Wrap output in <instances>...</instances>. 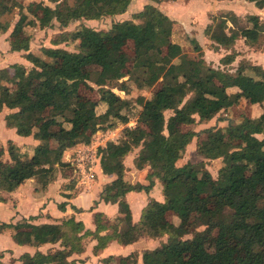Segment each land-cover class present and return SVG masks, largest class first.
<instances>
[{
    "label": "trees",
    "instance_id": "16d2710c",
    "mask_svg": "<svg viewBox=\"0 0 264 264\" xmlns=\"http://www.w3.org/2000/svg\"><path fill=\"white\" fill-rule=\"evenodd\" d=\"M48 1L50 4L42 0L35 5V12L42 11L37 18L41 28L52 26L54 20L63 28L80 22V28L67 33L79 41L78 51L44 47L43 52L51 60L31 51L32 38L25 34V26L38 23L26 21L25 6L17 0H0V16L19 8L21 18L11 34V49L24 51L33 63L30 69L23 64L11 65L12 84L0 83V113L5 107L16 109L6 115L7 126L39 141L32 157L18 155L16 145L9 141L11 162L2 158L5 152L0 150L1 190L13 191L34 177L43 186L55 179L64 153L53 144L57 133L52 127L61 128L64 134L59 138L75 145L91 143L102 126L115 127L114 120L128 124L130 117L125 111L131 103L114 89L124 77L128 79L121 83V91L126 90L128 81L138 88L153 87L160 81L162 84L153 97L138 98L142 106L138 124L124 128V140H110L99 148L104 172L117 176L105 186L101 198L119 204L123 216L118 222L123 223L122 228L115 225L113 235H100L106 227L100 213L96 215L94 233L85 230L84 223L75 218L61 224H34L27 220L0 224V231L13 230V238L19 244L61 243V249L48 253L24 254L23 264H71L69 257L85 249L83 240L90 234L98 238L95 253L112 239L127 245L141 237L168 236L160 247L144 252V264H264V195L257 193L259 186L264 187V137H259L264 134V110L255 118L243 115L226 129L214 126L202 132L187 128L212 120L243 99L264 108V66L241 62L237 67H228L237 58L235 50L220 60L226 69L208 65L196 38L193 44L198 57L190 58L184 45L173 39L182 25L153 3H147L132 19L114 20L111 28L96 29L86 21L123 14L132 0H76L73 5L64 0ZM247 1L264 8V0ZM212 19L206 34L214 44L226 49L233 48L240 37L252 45L264 35V19L258 15H249V25L245 27L236 26L239 17L233 12L228 16L214 15ZM229 22L236 26L231 32L227 30ZM6 30L7 25L0 22V31ZM129 41L134 43L135 59L127 69L124 46ZM60 43L55 41L57 46ZM89 67L98 69L91 71ZM91 82L99 86L100 101L108 106L103 113L97 111L100 101L80 91L81 85L93 88ZM231 87H238L239 91L229 92ZM167 111L173 112L169 118ZM195 137L199 138L197 152L204 159L223 158L217 178L204 161L178 165ZM137 147L141 148L136 165H149L152 169L148 185L125 179V157ZM155 178L163 184L165 201L152 198L143 209L141 220L134 223L126 194L150 192ZM168 212H174L179 222L170 221ZM200 226L204 229L199 230ZM212 231H216L214 251L206 246ZM189 234L192 236L185 238ZM132 260L129 263L122 259L121 264H138L137 256Z\"/></svg>",
    "mask_w": 264,
    "mask_h": 264
},
{
    "label": "crops",
    "instance_id": "0c3cea01",
    "mask_svg": "<svg viewBox=\"0 0 264 264\" xmlns=\"http://www.w3.org/2000/svg\"><path fill=\"white\" fill-rule=\"evenodd\" d=\"M17 1L23 4L26 10L27 6H29L30 4L31 6H35L42 0ZM239 1L250 4V6L254 7V10H258L257 12H260L264 9L256 6L254 2H247V0H208L207 4H204V6L206 7H204L202 13L204 15L205 12V14L212 15L213 17L214 15L226 16L227 14L234 12L239 17V19L240 17L244 18L245 10L242 9L243 11H241L240 9H238ZM168 2L178 3V1L175 2L173 0L163 1L161 3H156L151 0H132L129 9L125 13L116 15L113 18L114 20L120 21L132 19L133 14L142 10L147 3H153L166 12V9H163L161 5ZM197 2L198 0H186V4L181 9L180 14L189 13L190 16H194L192 14V11L196 12L198 10L197 6L199 4H197ZM17 9L19 12L16 11ZM166 13L171 16L168 11ZM172 14L173 15L171 16V18L175 19L180 23V25L183 26L184 23H182L183 21L180 19V15L176 16L173 12ZM254 15L259 16L258 13ZM212 17H207V19L204 21V24L197 27V30H201L203 32V36L201 38L197 36V32V35H195L197 38L195 36L191 37L192 35L190 34V32L186 30L188 27H184L185 32L191 38H196L199 41V43L203 47V51L211 45V47L213 49L215 48V50L217 51L225 50L229 53H232L233 50H235V52L237 53V57L245 58L243 57V52L240 51L241 49H239V46L241 45V42H244L245 45H248V43L242 37L238 38L234 44V47L230 49H226L222 46L214 44V42L206 34L207 26L213 22ZM20 18L21 14L19 8H15L13 11L7 12L0 16V22L4 25H7L6 31H0L1 84H12V64H23L29 69L33 66V63L24 56V51H13L11 49V34L17 21ZM56 22L58 21L54 20L53 24H55ZM191 27L193 29L195 28L193 26ZM235 28V24H233L232 22L228 23L227 30L229 32H231L233 29L235 30ZM32 50L33 48L31 49V51ZM207 50L209 51V48ZM32 52L39 55V52H36L35 50ZM49 60H51V58ZM236 60L232 63V66H236ZM259 64L263 65L262 61H259ZM214 66L218 68V66ZM237 91H239L238 87L229 88V92ZM243 100L249 102V100L247 99ZM250 104L255 107L261 106L257 103L250 102ZM15 110L16 109L5 107L0 113V142L2 146L0 150L4 149V160L6 162H11V157L7 148L9 141H12L16 145L17 154L22 157H32L35 153L36 145L39 144V141L36 140L32 135H19L16 128L7 126L6 115L14 112ZM261 114L257 116H260ZM54 128L56 127H52V130L53 132L57 133V136L64 134L62 133L61 128ZM197 131H199V129H197ZM97 132L101 133V131L99 130ZM95 134L92 137L91 143H78L75 145L68 144L66 142V139L64 140L63 138H61L62 141H64V144H66V146L64 147H67V150H65L63 159L61 161V163L63 164L58 166V171L56 173L55 179L49 182L46 186H43L40 183L39 179L37 177H34L26 180L23 184H21L13 191L0 189V224H16L26 220L34 224H61L65 220L75 218L76 221H82L84 223L85 230H89L94 233L97 231L96 215L100 213L102 214V224L106 226L101 230V232H99L100 235H113L114 226L119 225L118 218L122 217L123 215L120 212L118 203L107 202L102 199L101 196L105 186L112 183L117 176L115 174H107L104 172L101 164V154L99 152V148L105 147L107 143L105 141L96 143L93 140ZM197 139L199 138H194L193 141L187 146V153L193 152L190 148H193L192 146H194V143L196 145L193 150H197ZM112 141L114 140L112 139ZM55 147L57 146L55 145ZM140 148L141 147L135 148L134 151H131L125 157V179L132 184L140 183L143 185H148L149 175L152 173L151 167L149 165H146L145 167H138L135 163V159L140 152ZM130 157L131 159H129ZM180 160H182V158ZM180 160L178 161L179 166H182L187 162L196 163L203 160L207 161L199 153L196 154V158L194 160ZM125 198L131 207L133 222L138 223L141 220L143 209L147 206L152 198L161 202L165 201L163 184L158 178H155V185L150 190V192H147L146 190L131 191L126 194ZM61 204L65 205L63 209H61L60 207ZM169 213L174 212H168L167 218ZM122 226L123 223H120L119 228L121 229ZM167 237L168 236H164L163 238L157 239L150 237H141L139 240L127 245L120 243L116 239H112L108 242L105 248L100 250L98 253H95V246L98 244V238H96V235L90 234L87 235L83 240L85 249L80 253H74L71 257H69V261L71 262V264H111V262H113L114 260L136 255L138 257V264H144V252L160 247L162 241H167ZM61 248L62 247L60 242L46 243L41 246L33 244H19L13 238L12 229H4L0 231V264H23L22 256L24 254L34 255L38 251L48 253L50 250Z\"/></svg>",
    "mask_w": 264,
    "mask_h": 264
},
{
    "label": "rangeland",
    "instance_id": "374dc122",
    "mask_svg": "<svg viewBox=\"0 0 264 264\" xmlns=\"http://www.w3.org/2000/svg\"><path fill=\"white\" fill-rule=\"evenodd\" d=\"M49 4L50 2L48 0H46ZM67 1L70 5H73L75 3L76 0H64ZM175 2L178 1V3H163L161 5V7L163 9H166V12L168 11V13L171 14V16L173 15L172 12L177 16L180 15V19L183 21L182 23L183 26L180 27V31H177L173 37L174 41L182 43L184 45V49L185 52L188 54V56L190 58H197L198 57V53L195 51L194 49V44H193V40L195 38H191L196 34V32L198 33V37H202L203 36V32L200 30H197V27L200 25L204 24V21L207 19V17L211 18L212 15H207L204 12V15L202 13L204 7V4H207L208 0H198L197 4H199L198 10L196 12L192 11V14L194 16H190V14L188 15L187 13H181V9L183 8V6H185L186 4V0H173ZM249 2V1H247ZM249 3H253V2H249ZM28 4V3H27ZM54 5V4H53ZM208 7V5H207ZM238 9H240L241 11L245 10V17L239 19V21L236 23L237 27H245L247 25H249V21H248V17L249 15H254L256 13L259 14V17L261 19H264V9L261 10L260 12H257L258 10H254L253 6H250V4H246V2H240L239 1V7ZM243 9V10H242ZM17 12L18 9L16 10ZM25 13L27 15L26 21H37V25H33V24H27L25 26V34L26 35H30L32 40H31V49L33 48L32 51H36L39 52V55L41 57H45L46 59H50L44 52H43V48L44 47H52V46H56L55 45V41L60 40V45L56 46V47H63V48H67L69 50L72 51H78V45H79V41H75L71 34L70 36H67V33H73L74 31H76L78 28H80V22L78 23H74L72 25H70L67 28H63L60 26L59 22H56L55 24H53L50 27L47 28H41L39 26L40 22L39 20H37V18H39L40 15H42V11H36L35 12V6H31V4L29 6H27ZM195 13V14H194ZM234 13V12H233ZM198 14V15H197ZM210 14V13H209ZM226 14V12H225ZM231 14V13H230ZM229 14H227L228 16ZM192 17V18H191ZM8 18V16H7ZM114 21V18H104L102 20H93V21H86V23L96 29H109L112 26V23ZM186 23V25H185ZM195 27L194 29L191 27ZM184 27H188L186 30H188L190 32V34L192 35L191 37H187L188 34L185 32ZM191 27V28H190ZM69 29V30H68ZM70 31V32H65V31ZM188 32V33H189ZM66 37V40H63L62 38ZM196 37V36H195ZM197 38V37H196ZM209 48V51L207 50ZM124 49L126 51V54L128 55V68L129 69L132 66V63L134 61V43L133 41H129L125 46ZM207 51L204 50V57L206 59V62L208 63V65H216L219 68L220 67H225V64H221V58L224 57L227 53V51L225 50H215V48L213 49L210 45V47H207ZM238 49V48H237ZM239 49H241L240 51L243 52V57L245 58H240L237 57V64L236 66H228V67H237L241 62H246V63H258L259 61H262L263 66H264V35L260 38V40L255 43V44H249L245 45L244 42H241V45L239 46ZM238 49V50H239ZM249 55V56H248ZM247 57V58H246ZM249 61H248V60ZM215 67V66H214ZM227 67V66H226ZM225 67V69H226ZM89 69L91 71H94L96 69H98V67H89ZM11 72H13V69L11 68ZM128 79V76L124 77L119 84H117L118 87H114L116 93L120 94L122 98L130 101V107L128 110L125 111V113H127L130 117V122L128 124H124L122 122H120L119 120H114V122L116 123L115 127H108L107 125L102 126V128L99 130L101 131V133H96L93 140L98 143L101 141H105L106 143L110 140H114L116 142H121L124 140L125 137V133H124V128L126 126H136L138 124V120H139V115L140 112L142 110V106L137 102L138 98L140 96H145L146 98H151L153 97V95L155 94V92L160 88L161 86V81L158 82L156 85H154L153 87H145V88H138L133 81H128L126 82V90H122L119 89L121 83L123 81H126ZM93 84V88H88L85 85H81L80 91L84 96L89 97L92 100H97L100 101V94H99V86L96 85L95 83L91 82ZM115 84L111 85L110 87H113ZM191 96V95H190ZM189 96V97H190ZM252 103V102H251ZM107 104L105 102H101L99 103V106L97 107V111L98 113H103L106 111L107 109ZM256 109V110H255ZM264 110L263 106H253L252 104H250L249 102H246L245 100H242V102H240L237 105H234L233 107H230L226 110H223L222 112H220L216 117H214L212 120L210 121H205V122H200V123H195L194 125H190L187 128L188 129H194L197 131V129H199V131L204 132L205 129L210 128V127H222L224 129H226L228 127V125L230 123H233L237 120L242 119L243 115L255 118L258 117L257 115L261 114L262 111ZM172 111H167L166 112V117L169 118V116L172 114ZM204 123V124H203ZM65 126L69 127L70 125L68 123H65ZM59 127H56L54 129H57ZM206 135H203V138H205ZM259 137L263 138V135H259ZM197 138V137H195ZM110 139V140H108ZM200 140H202V138H200ZM197 142H199V139H197ZM53 144L54 146L56 145L59 149H62L63 153L65 152V150H67L66 144H64V141H62L61 138H59V136H55L54 140H53ZM195 143L194 146H192L193 152H185L184 157L182 158V160L180 161H191L194 160L196 158V154H198L197 150L194 151V147H195ZM198 145V144H197ZM1 142H0V149H1ZM9 147V145H7V148ZM135 150V149H134ZM133 150V151H134ZM187 151V149H186ZM196 152V154H195ZM26 156V155H24ZM188 157V158H186ZM3 159H5V156H2ZM131 159V157L129 158ZM207 161L203 160L205 162V166L206 168L211 172V174L217 178L218 174H219V170L220 168L223 166V158H219V159H206ZM197 163V162H196ZM186 164V163H185ZM257 193L259 195H264V187L263 186H259ZM168 219L172 222H179V218L175 213H169L168 214ZM190 229H193V227L188 226ZM204 226H200L199 230H203ZM210 235L208 236L207 240H206V246L207 249H209L210 251H214L215 250V240H216V231H212L209 233ZM192 235H186L185 238L191 237ZM168 239V237H167ZM136 255H133L131 257H125V258H120L118 260H114L113 262H111V264H121L122 259H126L127 262L132 263V259L135 257Z\"/></svg>",
    "mask_w": 264,
    "mask_h": 264
}]
</instances>
